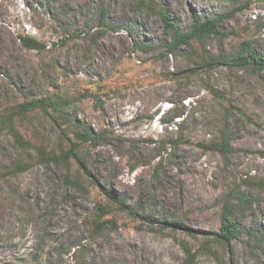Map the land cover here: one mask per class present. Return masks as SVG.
I'll list each match as a JSON object with an SVG mask.
<instances>
[{
  "label": "rangeland",
  "instance_id": "obj_1",
  "mask_svg": "<svg viewBox=\"0 0 264 264\" xmlns=\"http://www.w3.org/2000/svg\"><path fill=\"white\" fill-rule=\"evenodd\" d=\"M154 1L169 9L183 32L196 17L222 18L220 34L207 39L205 53L199 44L195 52L183 46L171 53L160 17L135 13L132 0H0V116L60 94L73 103L79 123L107 137L96 147L69 133L89 176L75 162L70 173L42 163L37 146L59 154L67 142L53 119L37 111L18 122L35 146L31 167L7 175L27 154L0 128V264H182L177 240L200 250L204 240L187 233L218 232L222 198L240 184L257 201L238 217L242 235L229 247L214 243L195 264H264V247L256 241L257 231L264 232V71L194 69L202 53L229 55L244 39L264 56V0ZM22 38L44 48L31 50ZM135 42L154 49H136ZM228 108L238 152L226 163L202 145L219 136ZM164 110L172 111L168 122L176 113L184 117L164 124ZM111 189L138 214L110 206L104 191ZM98 204L109 207L105 221L117 222L101 236L94 228Z\"/></svg>",
  "mask_w": 264,
  "mask_h": 264
},
{
  "label": "trees",
  "instance_id": "obj_2",
  "mask_svg": "<svg viewBox=\"0 0 264 264\" xmlns=\"http://www.w3.org/2000/svg\"><path fill=\"white\" fill-rule=\"evenodd\" d=\"M132 2L135 13H149L160 17L164 24L166 35L171 37V42L167 45V49L171 53H174L183 46L188 47L195 52L194 44H199L203 53H205L207 39L220 34L219 27L222 18L213 19L196 17L190 30L188 32H183L175 23L169 9L163 4L156 3L154 0H132ZM107 13V10L102 8V23H105ZM231 14H234V12ZM261 19H264V17L262 16ZM132 25L131 28L135 31L137 29L136 23H132ZM22 40L24 45L31 50H41L44 48V46L35 39L22 38ZM134 46L136 49L142 51H151L154 49V46L142 44L140 42H135ZM203 53L201 56H198L196 60L197 65L194 68L196 72H198V70H212L218 66L246 70L253 74H258L264 71V56L255 49L250 39H244L239 46V50L229 55L221 54L220 56H206ZM208 90L218 99L226 101L229 107H233L232 100L224 93L212 86H209ZM72 110H74V105L67 97L60 94H50L45 98L20 103L14 108H11L9 112L2 114L0 116V128L4 129L6 133L12 137L14 143L21 149V151L27 154L26 159L15 163L13 167H10L7 170L6 174L17 175L27 171L31 167L32 160L35 158L31 151L35 146L21 132L18 127V122L30 120L31 115L39 111L53 119L58 129L61 130V134L67 142V147L61 149L60 153L57 154V152L51 151L48 146L41 144L35 148L38 151L37 159L42 163L53 162L57 165H62L69 173L71 172L73 162H75L78 165L79 170L84 175L89 176L90 172L88 171L87 163L85 159L81 157L78 146L68 138L69 133L74 134L79 142L90 143L96 147L104 143L107 140V137L103 132L97 133L86 127L83 123H79L76 116L72 114ZM172 111H177V109L174 108ZM172 111L164 110L162 112V115L160 116L162 123L175 124V119H181L184 117V114L180 112L176 113L170 122L166 121L165 119L170 113H172ZM155 115H159V111L151 116L150 119L152 120ZM230 117V108H228L226 111V120L219 132V136L211 140L208 144L202 145L205 149L218 153L226 163L230 161L233 154L238 152V150L232 145L231 132L228 124ZM66 181L69 184H72L73 181L70 175L67 176ZM104 194L108 198L109 205L118 211L131 216H136L138 214V209L135 206H132L125 197L119 195L112 189L104 191ZM256 202V199L252 195H247L242 191L241 184L227 191L222 198L219 231L215 233H196L191 230L187 233L190 237H201L204 240L200 250L195 251L185 240H177L185 254V260L182 264H195L199 253L203 251L212 252L211 247L214 243L229 247L232 242L238 240L239 236L242 235V231L240 230L237 221L238 217L252 211ZM96 212L97 217L94 220V228L98 235H104L110 230L117 228L116 221L111 220L107 222L104 220L107 215L111 214L108 206L98 204L96 206ZM143 219L152 225V221L148 217ZM167 221L171 222L176 230L180 229L177 220L173 217H169ZM151 229L154 230V228ZM165 229L164 225L157 230L164 231ZM247 233L250 239L254 238V230L248 231ZM256 241L259 244V247H264V232L257 231Z\"/></svg>",
  "mask_w": 264,
  "mask_h": 264
}]
</instances>
